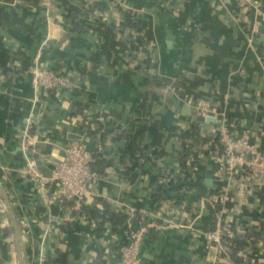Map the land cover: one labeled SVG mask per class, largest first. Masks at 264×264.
Instances as JSON below:
<instances>
[{
	"label": "crops",
	"instance_id": "obj_1",
	"mask_svg": "<svg viewBox=\"0 0 264 264\" xmlns=\"http://www.w3.org/2000/svg\"><path fill=\"white\" fill-rule=\"evenodd\" d=\"M253 23L258 33L250 41ZM34 64L66 75L72 87L35 92ZM29 114L32 133L23 142ZM221 120L264 149V0L257 16L235 0H0V182L27 260L119 258L127 226L119 232L104 223L94 238L80 215L45 201L48 188L23 174L28 143L63 159L64 148L80 141L103 168L87 199L125 216L147 213L156 225L145 234L139 264H228L207 238L215 196L228 234L256 238L240 252L243 264H264V176H218L204 154ZM193 126L203 144L181 158L188 144L181 136ZM131 144L136 153L128 152ZM154 190L165 192L158 206ZM11 241L1 214L0 264H12Z\"/></svg>",
	"mask_w": 264,
	"mask_h": 264
},
{
	"label": "built area",
	"instance_id": "obj_2",
	"mask_svg": "<svg viewBox=\"0 0 264 264\" xmlns=\"http://www.w3.org/2000/svg\"><path fill=\"white\" fill-rule=\"evenodd\" d=\"M51 2V0H48ZM237 7L245 13H252L257 16V0H235ZM258 33V26L253 23L249 33V39L252 41ZM30 80L35 92H51L59 89H70L72 87L70 79L66 75L56 74L47 68L34 64L30 69ZM34 116L29 114L24 119V128L22 131L23 142L30 141V130L33 128ZM216 142H212L211 159L216 164V174L231 179L237 174L246 171L251 174L264 176V149L250 140L248 132L234 134L220 121L217 130ZM29 161L23 174L30 179L39 180L43 187L48 188L49 192L44 193L43 198L47 202H56L59 205L67 204L70 211L80 215L90 230H94L100 220L92 219L87 221L85 214L82 213V206L85 197L89 194V186L100 178V175L92 170L89 163L93 161L86 152V145L80 141H73L63 150V159H56L44 152H38L30 146L26 148ZM39 161L51 171L50 178L43 177L36 167ZM1 183V182H0ZM213 204H219V209L215 215L216 225L208 234L207 238L216 252H225L222 250L220 237L222 232H228V227L223 223L222 199L213 197L210 200ZM128 220L134 217V211H128L126 215ZM140 220L144 226L134 228L128 222L127 235L125 243L120 249L118 260L114 264H139L140 247L145 234L156 225L150 221V215L140 214ZM172 226L170 222L167 227ZM249 241V240H248ZM249 245V244H248ZM250 246V245H249ZM42 257L34 261L27 260V264H43Z\"/></svg>",
	"mask_w": 264,
	"mask_h": 264
},
{
	"label": "trees",
	"instance_id": "obj_3",
	"mask_svg": "<svg viewBox=\"0 0 264 264\" xmlns=\"http://www.w3.org/2000/svg\"><path fill=\"white\" fill-rule=\"evenodd\" d=\"M74 108H77V105L74 104ZM72 117L77 116V112L71 113ZM195 126V125H194ZM186 134L182 135L181 137L188 142L186 148L184 149L181 158H186L190 153L195 151L196 149H199L203 144V139L199 137L198 130L196 127H194ZM30 134L32 133V130L29 131ZM216 140H214V143ZM28 146L30 147L31 144L28 143ZM212 148H210L207 152H205V156L210 157L212 155ZM138 149L135 145L131 144L130 149L128 150L129 153H136ZM214 168H216V164L212 161ZM100 157L99 155L93 156V161L89 163V166L92 170L96 171L98 174L103 169L101 167L100 169ZM99 167V169H98ZM165 192H160L158 190H154V197L158 200L156 205H159V200L162 199ZM219 204H213L209 203V212L212 218V229H214L216 222H215V215L219 209ZM82 213L85 214L87 221H91L92 219H100L101 223L99 226L94 228V230L90 231L88 229L90 234L94 238H98L100 234L102 233V225L104 223H108L112 231H122L123 229H126V226L128 222L131 223L133 227H142L144 226V222L140 220V214L138 212H134V217L128 220V218L125 215H122L120 213L112 212L110 210V206L106 202H96L92 200H88L87 197H85L84 204L82 206ZM88 227V226H87ZM248 240H251V242H255L256 238L251 235L250 233H245L244 236H230L226 232H222L220 237V243L222 250L225 252V255L228 259V264H243V260L240 257V252L244 250L249 242ZM125 242L120 241L119 245L122 247ZM120 247V248H121ZM101 254L96 255L94 257V261L92 264H100Z\"/></svg>",
	"mask_w": 264,
	"mask_h": 264
},
{
	"label": "water",
	"instance_id": "obj_4",
	"mask_svg": "<svg viewBox=\"0 0 264 264\" xmlns=\"http://www.w3.org/2000/svg\"><path fill=\"white\" fill-rule=\"evenodd\" d=\"M168 40H171L169 36ZM176 100V97L173 96ZM181 113L183 115H189V107L186 104H183L181 107ZM210 119V118H208ZM37 171L45 178H50L51 171L44 165H42L39 161L36 163ZM213 172H208L207 177L210 180L212 178ZM209 184V182H207ZM0 208L1 213L6 221L7 227L12 236L14 247H15V264H27V248L24 241V237L22 231L20 229L19 222L16 218L15 212L13 210L12 204L10 202L8 193L5 188L0 183Z\"/></svg>",
	"mask_w": 264,
	"mask_h": 264
},
{
	"label": "rangeland",
	"instance_id": "obj_5",
	"mask_svg": "<svg viewBox=\"0 0 264 264\" xmlns=\"http://www.w3.org/2000/svg\"><path fill=\"white\" fill-rule=\"evenodd\" d=\"M6 190V189H5ZM2 213H1V208H0V215H1ZM3 216V215H2ZM10 246H11V248H13V253H14V244H13V242L11 241V243H10ZM12 264H15V254H14V257H13V260H12Z\"/></svg>",
	"mask_w": 264,
	"mask_h": 264
}]
</instances>
